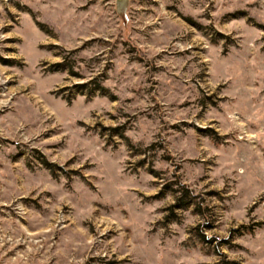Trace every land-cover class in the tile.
<instances>
[{"label":"clouds","instance_id":"1","mask_svg":"<svg viewBox=\"0 0 264 264\" xmlns=\"http://www.w3.org/2000/svg\"><path fill=\"white\" fill-rule=\"evenodd\" d=\"M19 3L26 7L19 13L16 55L25 63L14 70L17 78L30 83V91L78 87L54 94L67 144L61 150L39 135L47 114L38 105L0 121V135L9 137L0 140V204L25 213L35 205L20 198L34 192L45 207L59 199L73 214L98 208L114 221L116 234L104 241L95 235L96 251L77 249L81 259L115 252L126 257L124 264H195L228 252L250 264L252 252L264 251V225L252 222L264 218V201L245 215L264 192V175L249 179L233 159L235 142L225 144L204 128L212 120L217 123L209 127L231 130L244 102L255 106L245 85L254 69L264 70V0H130L123 14L116 0H94L86 12L77 8L88 0ZM85 17L99 23H81ZM42 40L59 47L38 49ZM42 61L59 63L50 69ZM212 154L220 165L212 173L217 188L231 173L219 197L200 179L209 167L201 161ZM233 181L245 190L243 199ZM165 185L163 199L142 195ZM228 195L233 198L222 199ZM181 198L189 202L167 207ZM213 221L217 227L210 229ZM234 223L244 226L231 231ZM241 244L251 251L229 252Z\"/></svg>","mask_w":264,"mask_h":264},{"label":"rangeland","instance_id":"2","mask_svg":"<svg viewBox=\"0 0 264 264\" xmlns=\"http://www.w3.org/2000/svg\"><path fill=\"white\" fill-rule=\"evenodd\" d=\"M129 2L130 0H116L117 9L121 14L127 11ZM4 3L6 0H0V4ZM90 3H94V0L80 4L77 11L86 12ZM100 3H104V0H100ZM23 7L26 6L21 5L19 0H10L7 6L0 9V51L5 53L0 55V121L16 111L27 113L30 106L38 105L39 111L47 114V118L44 120L45 126L39 135L45 139L47 147L54 151L61 150L67 144L57 125L53 107L56 101L54 94L61 91L67 92L69 88L78 87V85L64 84L58 88L48 89L46 92L42 90L30 91L31 84L22 83L21 79L17 78L14 70L23 67L25 63L23 57L16 55L18 52L16 45L21 39L16 34V30L23 27L19 15ZM88 22L95 24L99 23V20L89 21L88 17H85L81 21V23ZM94 38L98 39L99 37ZM58 47V44L43 40L37 44L38 49ZM42 63L48 64L50 69H54L59 62L42 61ZM245 89L255 106H250L247 101L244 102L242 113L235 114L237 118L235 128L221 131L215 127H209L217 123L212 120L204 125V128L225 144H228L229 141L235 142L231 145L235 150L233 159L247 168L248 178L251 179L258 175H264V105L259 103V99L264 98V70L254 69L248 77ZM77 123L88 127H110L101 121H95L93 125H88L87 121L83 120L77 121ZM8 139L9 137L0 135V140ZM73 159L74 157H71L67 162L71 163ZM201 163L209 166L207 172L200 177L202 181L207 182L205 183L207 193L219 197V194L229 187L228 180L231 178V173H224L225 183L222 187L217 188L213 183L216 177L212 173L220 168V165L216 163L215 155H207ZM229 167L230 165L225 163V168ZM69 171H78V168H71ZM233 171L237 175H244L239 169ZM233 184L239 189L236 195L243 199L245 190L239 188V181H233ZM168 187L169 185H165L156 192L142 195L146 200L163 199L165 189ZM45 191L48 192L47 189ZM185 191L187 194L184 193V195L188 196V190L185 189ZM48 194L51 195L50 192ZM223 198L232 199L233 197L228 195ZM20 199L31 201L35 207L25 213L18 214L15 211H8L10 205L0 204V209H4V211H0V264H124L126 257L118 256L115 252L111 257L87 255L81 259L77 255V249H81V254L83 251H96L98 245L94 240L95 235H99L100 240L104 241L105 239L110 240L116 234L114 221L109 216L102 214L98 208H80L76 214H73L69 203L59 199L47 207L38 202L40 197L36 196L34 192L26 193ZM258 201H264V192L259 193L256 200L246 205L245 215H251L257 210ZM188 202L187 199L181 198L177 200L176 205L167 207L175 208L186 205ZM228 210L225 207V211ZM172 214L175 215V213ZM252 222L256 225H264V218L257 219L253 216ZM237 226L244 225L234 223L230 230L235 231ZM208 227L215 229L217 226L213 221ZM252 235L256 236V232L254 231ZM6 236H11L12 239L6 241ZM85 246L88 247L85 248ZM239 249L251 251L250 248H245L241 244L232 245L229 252ZM252 257L250 264H262L264 251L257 249L252 252ZM182 264H187V262H182ZM195 264H239V261L230 256L228 252H222L220 258L215 261L199 260Z\"/></svg>","mask_w":264,"mask_h":264},{"label":"trees","instance_id":"3","mask_svg":"<svg viewBox=\"0 0 264 264\" xmlns=\"http://www.w3.org/2000/svg\"><path fill=\"white\" fill-rule=\"evenodd\" d=\"M187 194V192L185 191V195Z\"/></svg>","mask_w":264,"mask_h":264}]
</instances>
